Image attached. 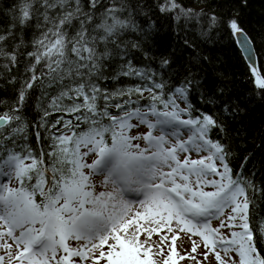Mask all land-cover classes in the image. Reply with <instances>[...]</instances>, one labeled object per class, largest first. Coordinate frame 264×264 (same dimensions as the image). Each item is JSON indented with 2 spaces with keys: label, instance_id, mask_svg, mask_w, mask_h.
<instances>
[{
  "label": "snow or ice",
  "instance_id": "obj_1",
  "mask_svg": "<svg viewBox=\"0 0 264 264\" xmlns=\"http://www.w3.org/2000/svg\"><path fill=\"white\" fill-rule=\"evenodd\" d=\"M12 11L0 29V73L19 85L0 101V264H264V178L251 156L233 167L221 115L235 109L153 51L154 16L226 35L264 93L239 11L182 0H16Z\"/></svg>",
  "mask_w": 264,
  "mask_h": 264
},
{
  "label": "trees",
  "instance_id": "obj_2",
  "mask_svg": "<svg viewBox=\"0 0 264 264\" xmlns=\"http://www.w3.org/2000/svg\"><path fill=\"white\" fill-rule=\"evenodd\" d=\"M16 0H0V29L6 28L13 14V5ZM190 8L207 12L213 10L232 12L238 10L242 24L253 38L257 62L264 65V0H247L244 6L241 0H182ZM155 25L154 48L157 56H172L175 60L174 70L179 72L191 71L199 82L206 87L200 92L224 89L223 100L228 101L235 114L229 112L221 115L228 129L229 143L233 147L235 159L233 167H237L243 157L251 156L249 170L257 172L256 179L264 178V93L254 87L245 60L237 46L226 36L220 34L207 38L201 35L199 25L189 23L178 25L170 18L154 16ZM201 21L200 24H204ZM33 30H26L25 40H31ZM187 39L189 46H185ZM2 63V61H0ZM23 71V64L13 69L12 75ZM11 76L0 73V101L8 106L16 99L18 84L9 83ZM39 91L32 92V98L24 109L25 120L39 123L40 109L36 106ZM191 102L198 108L219 112V108L204 105L198 95L191 96ZM3 105H0V111ZM54 118V117H53ZM35 147V136H31ZM258 211L264 216V203H260Z\"/></svg>",
  "mask_w": 264,
  "mask_h": 264
},
{
  "label": "rangeland",
  "instance_id": "obj_3",
  "mask_svg": "<svg viewBox=\"0 0 264 264\" xmlns=\"http://www.w3.org/2000/svg\"><path fill=\"white\" fill-rule=\"evenodd\" d=\"M141 130H144V129L142 128ZM178 246H179V241H178ZM185 246L188 247V248H190V244H187L186 243ZM178 250L181 251V254H183V248L178 247ZM178 264H191V262L188 261V260H185V261H179L178 260Z\"/></svg>",
  "mask_w": 264,
  "mask_h": 264
},
{
  "label": "bare ground",
  "instance_id": "obj_4",
  "mask_svg": "<svg viewBox=\"0 0 264 264\" xmlns=\"http://www.w3.org/2000/svg\"><path fill=\"white\" fill-rule=\"evenodd\" d=\"M255 55H256V52H255ZM256 59H257V56H256Z\"/></svg>",
  "mask_w": 264,
  "mask_h": 264
}]
</instances>
